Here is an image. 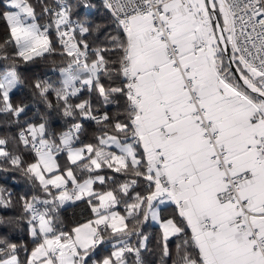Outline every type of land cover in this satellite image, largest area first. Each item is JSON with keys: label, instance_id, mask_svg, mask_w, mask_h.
<instances>
[{"label": "snow or ice", "instance_id": "snow-or-ice-1", "mask_svg": "<svg viewBox=\"0 0 264 264\" xmlns=\"http://www.w3.org/2000/svg\"><path fill=\"white\" fill-rule=\"evenodd\" d=\"M103 3L115 35L92 48L87 36L100 25L74 24L62 0L43 6L41 15L49 18L43 25L32 0H0L7 31L0 59L8 61L9 47L26 63L56 52L54 27L67 66L59 69V87L37 80L34 88L45 101L54 91L65 117L79 115L103 128L94 143L77 146L79 122L58 138L46 123H27L18 134L23 152L34 157L27 163L19 148L10 151L0 139V165L38 181L45 193L20 198L32 247L23 246L21 260L22 246L0 235V264H87L109 230L121 246L93 264H127L126 253L143 264L147 237L138 225L149 217L160 228L162 264H264V0ZM16 63L0 71V115L19 123L26 106L11 100L21 83ZM102 77L111 82L107 87ZM85 87L106 107H122L124 118L98 115L89 101L73 104L70 98ZM60 154L74 167L62 170ZM105 167L131 178L118 190L97 191V182L114 179L98 174ZM77 170L88 178L81 181ZM137 178L146 182L145 195H131ZM77 201L94 218L70 231L58 228L59 207ZM7 203L0 194V205ZM120 203L127 215L113 211ZM160 206H171L172 215L163 218ZM171 237L179 240L174 254Z\"/></svg>", "mask_w": 264, "mask_h": 264}, {"label": "trees", "instance_id": "trees-1", "mask_svg": "<svg viewBox=\"0 0 264 264\" xmlns=\"http://www.w3.org/2000/svg\"><path fill=\"white\" fill-rule=\"evenodd\" d=\"M61 0H32L33 5L36 6L38 14V22L43 25L48 23L49 18L42 16V8L47 5L55 8ZM88 1L91 3L93 9L91 12H87L83 6V2ZM65 4L70 7V19L73 22H90L95 28L96 25H100L99 31H94L87 36V41L92 48L102 46L106 42L109 33L115 35L113 30L114 26L110 25V17L107 13L104 3L101 0H62ZM54 27L50 29V39L53 42L54 47L57 49L54 53H47L41 57H35L32 61L24 62L14 56V47H9L7 55L9 59L7 62L0 59V71L12 66L13 60H17L16 68L18 69L21 83L11 95V100L14 105L23 103L26 106V114H21L19 123L15 122L14 117L8 115H0V139H6L8 141L7 148L10 151L16 152L19 148L21 154L25 157V161L31 162L34 157L32 154L23 152V146L19 145L18 134L22 127H27V123L39 124L46 123L48 126L49 133H54L58 138L59 135L67 131L74 122L82 124L80 133L79 144L82 143H94L96 136H98L103 130L102 126H98L92 120L83 119L79 115L76 117H65L63 115L62 108L59 105L63 104V101H57L54 91H51L48 100L45 101L40 97L37 90L34 88V84L37 80L47 81L52 83L55 87H59L60 71L59 69L67 66L68 58L61 55L59 42L55 40ZM7 31L5 23L0 20V41L6 37ZM77 39H80L79 33L76 35ZM82 47V46H81ZM102 82L107 87L111 83L106 78L102 77ZM79 86V85H77ZM73 104L80 103L82 101H89L92 105L93 112L102 115L105 111L108 112L109 116H116L119 113V118L123 119V108H117L116 105L105 106L102 99L96 92H89L87 88H83L76 97L70 98ZM51 105V106H49ZM58 162L63 170L65 166L74 167L67 165L66 154H60ZM10 169V165H0V190H3V198L7 203V206L0 205V235L6 236L14 243L20 244V258L23 260L24 251L23 246H27L29 250L32 247L31 237L28 233V225L26 220L21 219L23 215L22 210V196H27L29 199L33 195H36L43 199L45 193L40 189L38 181L33 183L25 174L20 171L5 170ZM97 174L94 171L91 175L94 177ZM99 175L105 177H113L112 180H106L104 185H100L98 182L94 185L97 191H103L107 189L118 190L119 185L131 177L125 176L121 173H114L106 167L98 170ZM77 176L83 179L88 178V173H81L77 170ZM139 183L130 189L131 195L134 196L137 192L142 195L146 194V182L141 178ZM55 191V190H54ZM121 199H128L124 197L122 193H119ZM42 207L41 205H38ZM146 208V206H145ZM113 210H116L122 215H127L125 211V205L120 203ZM172 207L162 208L161 216L163 218H169L172 215ZM56 224L58 228H63L70 231L72 227L82 223H86L89 219H93L94 216L91 212V208L85 201H77L69 206L59 207L57 213H55ZM143 221V216L140 217ZM12 221V223H8ZM130 226L135 223L134 220L129 218ZM138 230L144 237H147L146 244L148 250H142L141 259L143 264H162V248L163 241L161 239V232L158 226L151 225L148 220L143 221L138 225ZM119 241L118 237H113L111 231L104 235L103 242L98 244L94 250H91L89 257L87 258V264H93V261L100 262L104 258L111 256L113 249V243ZM179 240L176 237L169 239L168 244L173 254L175 253L176 244ZM131 244L135 245L138 243L136 236H133L130 241ZM119 247V246H117ZM127 258V264H135V256L132 254H125ZM168 264H171V260H168Z\"/></svg>", "mask_w": 264, "mask_h": 264}, {"label": "built area", "instance_id": "built-area-1", "mask_svg": "<svg viewBox=\"0 0 264 264\" xmlns=\"http://www.w3.org/2000/svg\"><path fill=\"white\" fill-rule=\"evenodd\" d=\"M101 1H103V0H101ZM58 3H60V1H58ZM64 3V2H63ZM85 3H87L89 6L88 7H85L84 5H85ZM65 4V3H64ZM67 5V4H66ZM57 6V5H56ZM83 6H84V8L86 9V11L87 12H91L92 11V9H93V7H92V5H91V3H89L88 1H84L83 2ZM69 19H70V15H69ZM70 21H71V19H70ZM71 22H73V21H71ZM74 24L75 23H77V22H73ZM79 33V31H78V29L76 30V32H75V35H77ZM54 35H55V40H57L58 41V38H57V35H56V31H55V29H54ZM77 38V37H76ZM59 42V41H58ZM60 45V44H59ZM45 54H47V53H45ZM44 54V55H45ZM98 115H100V114H98ZM94 122V121H93ZM69 129V128H68Z\"/></svg>", "mask_w": 264, "mask_h": 264}, {"label": "crops", "instance_id": "crops-1", "mask_svg": "<svg viewBox=\"0 0 264 264\" xmlns=\"http://www.w3.org/2000/svg\"><path fill=\"white\" fill-rule=\"evenodd\" d=\"M72 204H73L72 202H68V203H66V204L63 205V206H69V205H72ZM162 208H164V206H160V211H161ZM113 211H116V210H113ZM118 213H119V212H118ZM119 214H120V213H119ZM121 215H122V214H121ZM148 222H149L151 225H153V226H158V227H159L158 224H156L154 221H152L151 217H149Z\"/></svg>", "mask_w": 264, "mask_h": 264}, {"label": "rangeland", "instance_id": "rangeland-1", "mask_svg": "<svg viewBox=\"0 0 264 264\" xmlns=\"http://www.w3.org/2000/svg\"><path fill=\"white\" fill-rule=\"evenodd\" d=\"M17 89V88H16ZM15 89V90H16ZM47 175V174H46ZM172 238V237H171ZM112 245H116V246H121L120 244H119V241H115Z\"/></svg>", "mask_w": 264, "mask_h": 264}]
</instances>
